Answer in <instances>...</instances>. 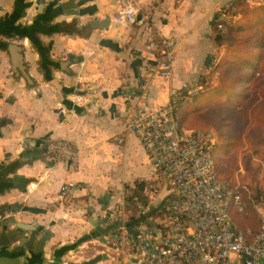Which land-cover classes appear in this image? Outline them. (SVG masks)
<instances>
[{"label":"crops","instance_id":"0c3cea01","mask_svg":"<svg viewBox=\"0 0 264 264\" xmlns=\"http://www.w3.org/2000/svg\"><path fill=\"white\" fill-rule=\"evenodd\" d=\"M233 1L90 0L83 7L88 15L75 17L64 15L56 0H0V223H8L9 232L37 225L51 233L45 261L14 243L0 250V264H82L101 253L108 256L102 264H129L112 233L101 237L93 225L121 201L131 209L132 199L144 193L137 188L152 178L143 147L123 132L134 86L159 62L162 36L175 42L173 86L199 85V93L217 87L218 73L208 69L224 56L225 47L213 41L215 11ZM127 10L146 22L113 21L115 13ZM166 85L155 81L154 103L166 101ZM182 126L212 130L216 146L221 144L213 127ZM115 135L123 143L112 140ZM51 140L75 144V168L45 155ZM241 158L238 153L234 162L217 165L213 157L218 179L232 188L250 185ZM66 183L73 187L61 197ZM166 194L160 188L156 216H148L154 228L164 222L159 203ZM255 209L264 226V203L257 202Z\"/></svg>","mask_w":264,"mask_h":264},{"label":"built area","instance_id":"2783aa9c","mask_svg":"<svg viewBox=\"0 0 264 264\" xmlns=\"http://www.w3.org/2000/svg\"><path fill=\"white\" fill-rule=\"evenodd\" d=\"M246 2L260 4L253 0ZM227 8L224 5L215 11L217 30L237 19L227 13ZM146 20L131 10L113 15L117 24L142 25ZM160 44L159 62L150 66L134 86V102L129 106L123 130L126 136L136 137L143 147L152 162V178L145 183L143 195L132 199L131 209L121 201L110 213L109 223L118 231L115 248L125 251L129 264H262L264 226L254 234L243 232L229 216L230 207H239L240 195L217 177L212 156L217 145L215 133L208 129L189 130L179 122L178 103L195 96L203 87L185 83L173 86L171 59L175 42L161 36ZM218 62L208 69L214 76ZM157 80L167 84L166 101L162 104L154 103L151 96ZM111 139L123 143L116 135ZM45 155L53 163L71 168L79 160L78 149L68 140L48 141ZM72 187L70 183L64 184L61 197ZM162 187L167 190L159 203L165 214L164 222L155 225L153 231L148 216ZM129 228L137 233L136 237L129 233Z\"/></svg>","mask_w":264,"mask_h":264},{"label":"trees","instance_id":"16d2710c","mask_svg":"<svg viewBox=\"0 0 264 264\" xmlns=\"http://www.w3.org/2000/svg\"><path fill=\"white\" fill-rule=\"evenodd\" d=\"M227 13L237 19L222 24L221 30L213 25L215 45L225 47L215 67L219 85L199 93L193 102L180 101L179 122L213 127L221 143L212 150L216 164L234 162L240 153L244 174L252 177L264 165V0L256 7H249L245 0L233 1ZM262 183L257 193L249 186L232 188L240 195V203L228 212L243 232L254 234L262 227L255 209L264 195V177ZM137 190L143 193V187ZM156 213L153 210L149 217Z\"/></svg>","mask_w":264,"mask_h":264},{"label":"water","instance_id":"95a60500","mask_svg":"<svg viewBox=\"0 0 264 264\" xmlns=\"http://www.w3.org/2000/svg\"><path fill=\"white\" fill-rule=\"evenodd\" d=\"M58 2V8L60 11L67 16H75L82 17L88 15V12L83 7L90 2V0H66L65 3H59L61 0H56ZM93 29H97V27L93 26V22L89 23ZM104 29V28H102ZM19 68V67H18ZM20 69V68H19ZM21 70V69H20ZM25 77V75H24ZM28 81L27 77L24 78ZM105 210V209H104ZM110 218V212L107 211L105 217L93 225L97 235L101 237L106 236L109 233H112V240H115L118 236V231L114 230L113 225H108V220ZM93 222L90 224L92 225ZM8 223H0V250L3 251L9 248L14 243L19 244L23 250L35 253L39 256L41 261H45L43 248L46 242L51 237V233L49 231H43L38 228L37 225L28 226V225H18L15 230L8 231ZM148 225L152 228L153 231L156 229L153 227L152 223L148 222ZM106 226V227H103ZM129 233L136 237L137 233L129 228ZM95 237H97L95 235ZM109 247H111L109 245ZM108 260V256L105 253H101L93 257L92 259L83 262L82 264H102Z\"/></svg>","mask_w":264,"mask_h":264},{"label":"rangeland","instance_id":"374dc122","mask_svg":"<svg viewBox=\"0 0 264 264\" xmlns=\"http://www.w3.org/2000/svg\"><path fill=\"white\" fill-rule=\"evenodd\" d=\"M245 1H247V0H245ZM253 1H255L256 3H260L259 5H261L262 4V2H260V1H256V0H253ZM262 1V0H261ZM247 3V2H246ZM248 5H249V7H256V6H259V5H256V4H249V3H247ZM253 174V173H252ZM259 174H262V177H264V171L263 170H261V168L258 170V172L254 175V176H252V178L250 177V176H248L249 177V179H250V188L251 189H253L256 193H257V191H258V188L263 184L262 183V178H258V176H259ZM247 177V176H246ZM259 202H263L264 203V195H260V200H259ZM159 215H162V213H159ZM262 264H264V260H262Z\"/></svg>","mask_w":264,"mask_h":264}]
</instances>
